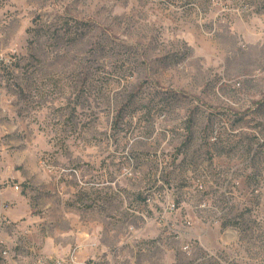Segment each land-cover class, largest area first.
Here are the masks:
<instances>
[{
    "label": "rangeland",
    "instance_id": "rangeland-1",
    "mask_svg": "<svg viewBox=\"0 0 264 264\" xmlns=\"http://www.w3.org/2000/svg\"><path fill=\"white\" fill-rule=\"evenodd\" d=\"M245 7L0 0V264H264V0Z\"/></svg>",
    "mask_w": 264,
    "mask_h": 264
},
{
    "label": "built area",
    "instance_id": "built-area-1",
    "mask_svg": "<svg viewBox=\"0 0 264 264\" xmlns=\"http://www.w3.org/2000/svg\"><path fill=\"white\" fill-rule=\"evenodd\" d=\"M240 4V8L243 11L246 12H252L254 8H246L245 7V0H238ZM239 85V83H237ZM257 139L259 142L264 141V136L260 137L257 135ZM217 133L214 131L213 133H210L208 136V140L212 143H215L217 141ZM189 166V164H188ZM232 174H230L231 176ZM201 176H197L196 180L193 182V189L196 192H204L206 190V183H204L201 179ZM161 184L160 181H158L157 187L147 189L144 191V202L146 206H151L154 201H157L159 204H161L160 212L156 215V221L163 227L166 226L169 227V224L167 223L166 215H172L178 211V204L174 199H170L168 194V189L164 190L162 187H159ZM240 182L229 177L226 180H224L219 186H216L212 188V192L209 194L210 199L207 200V202H204L200 207L207 209L212 212V215L209 216L208 223L211 225H217V226H224L226 225L227 221L225 220L226 213L233 208V197L238 190L239 194H242L239 187ZM162 186H165V184H161ZM18 187L15 186V189ZM156 199V200H154ZM144 219H148L147 215H143ZM192 217H183L181 218V224L184 226H191L193 224V221L191 219ZM3 221L0 217V222ZM189 246L186 244L182 246L183 250H187ZM8 248H4V255L3 257L8 256ZM74 251L72 252L73 256ZM71 256L70 260L73 262V257ZM38 264H48L46 263L42 258L37 259ZM55 264H60V261H55ZM79 264H93L91 262H82Z\"/></svg>",
    "mask_w": 264,
    "mask_h": 264
},
{
    "label": "crops",
    "instance_id": "crops-1",
    "mask_svg": "<svg viewBox=\"0 0 264 264\" xmlns=\"http://www.w3.org/2000/svg\"><path fill=\"white\" fill-rule=\"evenodd\" d=\"M2 215H4V216H6V217H8V218H14V215L12 214V213H6L5 212V210H3L2 208H0V217L2 216ZM89 255V252L88 253H82V255H80V258L82 257V258H85V257H87Z\"/></svg>",
    "mask_w": 264,
    "mask_h": 264
},
{
    "label": "bare ground",
    "instance_id": "bare-ground-1",
    "mask_svg": "<svg viewBox=\"0 0 264 264\" xmlns=\"http://www.w3.org/2000/svg\"><path fill=\"white\" fill-rule=\"evenodd\" d=\"M3 253H4V251H3Z\"/></svg>",
    "mask_w": 264,
    "mask_h": 264
}]
</instances>
